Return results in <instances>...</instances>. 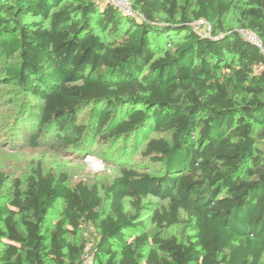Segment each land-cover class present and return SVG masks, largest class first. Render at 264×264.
I'll return each mask as SVG.
<instances>
[{"label": "trees", "instance_id": "16d2710c", "mask_svg": "<svg viewBox=\"0 0 264 264\" xmlns=\"http://www.w3.org/2000/svg\"><path fill=\"white\" fill-rule=\"evenodd\" d=\"M130 1L0 0V88L43 101L21 138L120 170L0 172V264H84L85 226L97 264H264V0ZM183 217L194 234H167Z\"/></svg>", "mask_w": 264, "mask_h": 264}, {"label": "rangeland", "instance_id": "374dc122", "mask_svg": "<svg viewBox=\"0 0 264 264\" xmlns=\"http://www.w3.org/2000/svg\"><path fill=\"white\" fill-rule=\"evenodd\" d=\"M231 19L232 16H229L227 22L231 23ZM26 21L30 23L35 19L29 17ZM197 31L209 35L211 26L198 28ZM20 103H22L21 106ZM42 107L43 101L39 97L25 94L22 100H17L10 89L8 90L7 87L0 88V172L8 174L12 179L20 178L24 181L34 169L40 167L45 173L52 172L56 175H67L71 185L83 182L100 186L111 183L119 175L120 170L117 164L104 158L103 151L98 150L97 146L94 147L97 151L94 152L93 156L79 153L74 155L60 150L49 138L36 144L21 138V132L18 133L19 126L25 122V118L30 122L31 119L36 118L38 120L37 116H40ZM17 110H20V112L15 115L14 113ZM90 114V109L83 110L80 113L79 122L84 123L89 119ZM31 124L33 125V122ZM154 136L155 134L150 135L151 138ZM134 157L131 167L142 172L149 171L152 168V165L148 164L147 161L141 160L139 152ZM10 193L11 188L8 185L5 188V195L8 196ZM126 208L131 211L129 205H126ZM60 209L61 206H58L49 214L50 224L54 225L59 221ZM145 211L148 212L149 210ZM147 212L142 214L141 220L145 221L147 232H153V226L149 222ZM167 234L178 236L181 239L194 233L187 219L183 217L181 223L171 228ZM135 235L136 233H130L128 239H133ZM80 238L81 242L87 241L88 243L84 264H97L93 257L94 244L97 239L95 229L91 226H85ZM2 249L3 245L0 244V251Z\"/></svg>", "mask_w": 264, "mask_h": 264}, {"label": "built area", "instance_id": "2783aa9c", "mask_svg": "<svg viewBox=\"0 0 264 264\" xmlns=\"http://www.w3.org/2000/svg\"><path fill=\"white\" fill-rule=\"evenodd\" d=\"M103 2L106 3H111L112 5H115L116 7L120 8L123 10L126 14L128 15H133L134 10L132 8V3L130 0H102ZM208 24L205 21H199L198 23L195 24V29L197 31L198 28L201 27H206ZM252 41L256 42L254 37H252ZM260 46L259 44H257Z\"/></svg>", "mask_w": 264, "mask_h": 264}]
</instances>
